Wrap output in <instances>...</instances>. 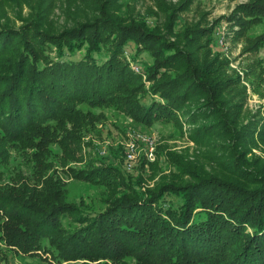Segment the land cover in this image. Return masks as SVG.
Here are the masks:
<instances>
[{
  "label": "trees",
  "instance_id": "trees-1",
  "mask_svg": "<svg viewBox=\"0 0 264 264\" xmlns=\"http://www.w3.org/2000/svg\"><path fill=\"white\" fill-rule=\"evenodd\" d=\"M118 1L82 0L93 17L60 32L49 19L52 0L34 3L37 19L17 27L0 13V245L53 264H264V159L253 154L264 149V109L244 120L247 90L226 60L212 57L213 27L176 32L178 8L149 0L164 14L163 34L117 13ZM5 3L19 5L0 0V11ZM226 21L238 27L243 54L264 46V34L247 35L264 22V0L237 6ZM143 53L151 63L135 71ZM246 76L264 99L260 60ZM110 109L147 128L191 126L210 170L169 152L170 175L142 189L103 160L69 167ZM11 151L30 175L16 168L5 180ZM56 159L68 176L109 190L101 211L69 200Z\"/></svg>",
  "mask_w": 264,
  "mask_h": 264
},
{
  "label": "rangeland",
  "instance_id": "rangeland-1",
  "mask_svg": "<svg viewBox=\"0 0 264 264\" xmlns=\"http://www.w3.org/2000/svg\"><path fill=\"white\" fill-rule=\"evenodd\" d=\"M15 3H5L2 7L3 13L6 15L1 22H8L13 26H20L25 21H32L39 16V10L34 3L39 0H16ZM46 1L47 0H41ZM52 13L49 19L52 21L56 32H60L64 28H70L84 21L86 18H92L93 14L90 10L82 9L80 4L82 0H52ZM167 4L177 7L179 10L178 23L175 31L179 32L188 25L205 23L212 30V57L218 56L221 60L228 62V72L235 73L239 76L240 81L247 90V99L245 103V121L251 116L262 113L264 109V99L256 94L254 85H252L253 77L246 76L247 65L258 60L261 61L264 68V46L254 55H245L242 53L243 42L235 39L238 27L226 21L231 16L237 6L245 4L250 0H165ZM119 11L124 16L130 15L140 17L145 22L165 34L164 29L165 17L158 10L155 4L149 0H119ZM70 6H72L70 8ZM70 8L69 10H66ZM178 12V11H177ZM220 21L216 23V21ZM264 34V22L253 27L247 33L248 37H258ZM174 40L173 37L169 38ZM129 54H134L135 49L130 44L126 50ZM74 60H79L80 56L76 55ZM151 63V58L143 53L137 58L136 64L132 68L137 71L140 67ZM139 71V70H138ZM143 80L145 77L143 75ZM148 86V85H146ZM141 103L150 104L149 96L141 100ZM136 129L138 133L150 136L155 140L153 152V160H149L145 152L140 150L137 156V163L132 170L125 168V144L131 139V130ZM191 126L183 124L181 129H177L172 125L156 124L151 128L143 127L136 124L128 116L115 110H105L104 118L97 124L95 130L85 133L81 138L80 150L77 152L79 156L78 162H72L68 166L82 170L88 166H100L101 160L104 165L117 167L125 180L142 181V189L152 188L156 184L162 183L164 178L168 177L172 172V166L166 161L169 152L184 155L188 160L201 164L205 170L209 171L212 165V159L207 155V148L203 145H197L190 139ZM56 150V149H55ZM57 152L60 151L56 150ZM253 154L264 159V149L253 150ZM10 165L4 166L5 180L12 175V171L20 169L24 175H30V169L23 165V156L19 152L11 151ZM58 170V177L65 183L68 190L69 200L75 204L82 203L89 207L90 211H101L105 206V200L110 198L109 190L101 187L92 186L76 178L67 175L64 169L58 164V160H54ZM33 166V165H32ZM155 166V169L153 167ZM68 168V167H66ZM123 193L121 190L119 195ZM170 202V198L166 197V204ZM2 255L0 256V264H53L40 257H30L23 254L15 253L6 246L0 245ZM62 264H79V263H62Z\"/></svg>",
  "mask_w": 264,
  "mask_h": 264
},
{
  "label": "built area",
  "instance_id": "built-area-1",
  "mask_svg": "<svg viewBox=\"0 0 264 264\" xmlns=\"http://www.w3.org/2000/svg\"><path fill=\"white\" fill-rule=\"evenodd\" d=\"M131 139L127 140L125 144V168L132 170L137 163V156L142 150L145 152L146 157L149 160H153V152L155 147L154 138L138 133L136 129L131 130ZM153 157V158H152Z\"/></svg>",
  "mask_w": 264,
  "mask_h": 264
}]
</instances>
